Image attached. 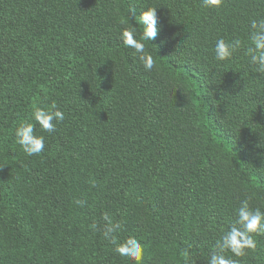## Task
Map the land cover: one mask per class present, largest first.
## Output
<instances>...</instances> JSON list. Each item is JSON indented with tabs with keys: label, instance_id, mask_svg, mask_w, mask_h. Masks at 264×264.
<instances>
[{
	"label": "trees",
	"instance_id": "obj_1",
	"mask_svg": "<svg viewBox=\"0 0 264 264\" xmlns=\"http://www.w3.org/2000/svg\"><path fill=\"white\" fill-rule=\"evenodd\" d=\"M146 7L154 66L122 40ZM264 0H0V264H208L240 202L264 212V74L243 48ZM65 119L28 156L15 129ZM104 214L140 260L106 239ZM95 225V227H93ZM239 264H264V233ZM231 256V253H225Z\"/></svg>",
	"mask_w": 264,
	"mask_h": 264
},
{
	"label": "clouds",
	"instance_id": "obj_2",
	"mask_svg": "<svg viewBox=\"0 0 264 264\" xmlns=\"http://www.w3.org/2000/svg\"><path fill=\"white\" fill-rule=\"evenodd\" d=\"M221 3L222 0H202V6L205 8L219 7ZM145 9L146 11H143L136 19L139 21L142 40L137 39L136 24L135 26L130 24V27L122 32V40L128 47L140 54L139 58L143 61L145 70H151L154 66L153 57L151 54H145V45L142 41L150 43L157 35L158 8L146 7ZM249 27L251 31L247 44L240 39L228 41L218 38L214 47L215 58L218 61L229 60L239 49L243 48L255 71L264 74V19L251 20ZM64 119V112L57 107L55 102L48 107L36 106L32 112V120L35 123L27 120L20 122L14 132L16 142L26 155H39L45 150V138L35 134V124H38L43 131L53 133L56 131V124ZM236 216L234 224L217 241L208 264H239L237 259L231 257H243L248 251L256 249L257 241L253 236L264 233V212L250 208L248 199H244L236 210ZM103 219L106 222L104 236L112 243L117 244L116 250L119 254L140 260L143 248L139 241L129 238L123 244H119L114 233L120 228V225L113 223L108 214H104ZM225 253H231V256L225 255Z\"/></svg>",
	"mask_w": 264,
	"mask_h": 264
}]
</instances>
